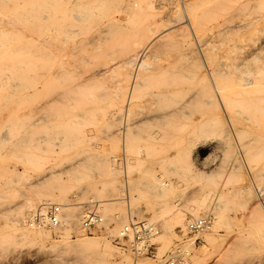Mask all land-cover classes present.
<instances>
[{"label": "rangeland", "instance_id": "1", "mask_svg": "<svg viewBox=\"0 0 264 264\" xmlns=\"http://www.w3.org/2000/svg\"><path fill=\"white\" fill-rule=\"evenodd\" d=\"M9 9L20 13H17L18 20L15 22H0V26H9L15 31L12 36L0 34V41L8 42L6 47L0 46V66L3 59L12 56L28 61H24L25 69L18 71L24 86L15 88L17 90L12 99H6L9 92L0 88V209L5 203L13 202L14 209H17L15 212L21 209L23 218L32 215L36 211L35 206L46 197L39 192L46 184L35 182L37 176L45 174L43 177L48 181V170L60 168L70 156L87 149L82 154L85 163L90 165L100 157L105 158L117 181L107 188L103 184L107 177L94 167L91 179L82 180L71 189L70 202L77 203L75 206L80 212L84 213L85 205L91 198L106 203L101 211L107 220L106 227L88 231L90 235H104L115 245L131 251L132 264L139 257L162 264L169 254L174 253L180 254L186 261L183 264H192L193 256L199 251L197 249L207 244L205 233L191 240L193 234L182 230L183 227L173 222L171 216L160 214L159 200L148 192V173L144 175L132 166L140 158L149 170L163 175L159 161L174 157L178 151L179 133L185 129L184 136L193 143L214 138L224 146L230 144L233 151L226 166L229 170L235 162L240 164L245 184L253 191L251 200H245L231 190L228 194L225 190L226 195L221 198V193L204 179L208 172L215 171L222 161L220 158L210 169L199 163L194 166L199 175L196 178L180 180L177 175L170 174L168 180L174 186L169 189L172 196H167V200L175 212L185 214L186 221L192 220V215L185 210L194 206L200 195H209L205 205L201 206L202 211H214L215 203H220L221 221L214 230L216 239L208 245L209 254L201 264H264V233L254 226L252 218L254 213L264 214V134L258 133L256 128L241 127L236 122L230 128L229 136L215 135L210 129L201 134L200 122L211 114L210 107L201 101L202 97L210 94L208 83L200 72L203 68H192L193 77L189 84L176 82L172 63L170 67L151 73L130 111L117 123L118 148L113 149L110 145L115 129L112 90L122 70L120 64L142 49L149 33L158 31L151 53L154 61L186 63L205 59L212 62L213 70H217L220 69V62L245 57L257 45L258 35H254V31L264 26V0H0V11ZM76 11L78 14L84 12V21L74 18ZM24 18L28 20L24 21ZM45 26L83 28L76 39L77 52L72 58L73 72L69 79L73 99L71 107L41 105V99L47 94L45 72L33 71L32 67L39 65L40 59H45V56L37 58L28 53L47 47ZM12 49L19 54H10ZM254 57L263 58L264 48ZM42 63L45 65L46 60ZM208 77L210 80L211 77ZM89 92H92L91 96ZM184 96L189 101L180 110L178 107ZM177 110L181 111L180 117ZM76 116L79 122L72 120ZM29 117L37 123L28 131L29 147L25 149L21 141V145L13 150V144L18 140L17 133L24 135L26 129L23 124L19 126L16 120ZM38 118H41L40 123ZM6 129L7 134L12 136L8 141L2 136ZM85 130L91 133L88 140H84ZM243 130L248 133H243ZM152 147L158 149L157 154L152 155ZM34 152L40 156L29 158L28 154ZM262 152L263 157L258 158ZM4 162L9 169L10 166L16 167L15 172H8L2 166ZM227 173L226 167L223 168L224 180ZM11 176L17 180L16 187L7 191L3 184ZM89 183L96 189L102 186L103 191L98 194L93 188H87ZM228 187L233 189L231 185ZM141 220H148L154 230L150 239L143 243L144 254L139 256L127 237L124 240L117 238L124 226L132 228V223ZM168 226H171L175 236L166 245L163 236ZM4 229H0V244L3 238L14 233L6 222ZM66 231L64 225L58 229L51 227V235L56 240L66 235L71 240L76 239L74 231L69 234ZM190 241H194V248L188 246ZM50 243L21 242L17 249L23 253L30 252L29 264H58L56 251ZM75 251L71 248L61 252L64 258L71 257L70 262H73V256L78 254Z\"/></svg>", "mask_w": 264, "mask_h": 264}, {"label": "bare ground", "instance_id": "2", "mask_svg": "<svg viewBox=\"0 0 264 264\" xmlns=\"http://www.w3.org/2000/svg\"><path fill=\"white\" fill-rule=\"evenodd\" d=\"M17 13L20 12L15 10L12 11L11 9L1 10L0 22H15L18 20ZM21 13L24 15L27 14L26 12ZM83 13L84 12L78 14L77 11L74 12V18L84 21L85 18ZM23 20L27 21L28 18H24ZM82 29V26H45L47 47L39 52L29 51L28 54L36 56L37 58H44L45 56V59H40L41 62L39 65L32 67L33 71L45 72L47 94L41 99L42 106H72L73 99L71 98L69 79L73 72L72 58L77 52L76 39ZM157 32L156 30L153 31L152 34L149 33L148 39L142 46V49L124 59L120 64L122 70L120 76L115 80L112 90L111 102L112 106L115 107L112 119L115 124V129L112 131L111 135V148H118L119 138L117 135H119V129L116 128L117 123L123 118L126 112L128 113L130 111L129 109H131L132 104H134L137 94L142 90L145 80L151 76V73L170 67L171 63V69L175 70L173 77L176 82H182L184 84L190 83V79L193 77L191 74L192 68H203L200 72L208 83L207 86L210 94L207 97H202L201 101L210 107L211 114L209 118L200 122L201 134H204L207 129H210L215 135L229 136L231 134L230 128L235 126V122L241 125V127L256 128L258 133H261V135L264 134V57H254L259 50L264 48V26H259L254 31V35H258L257 43H255L257 47L254 45L245 57L237 58L232 61L224 60L220 62V69L217 70H213L212 62L205 59L199 62L188 61L186 63L183 61L173 63L174 61L172 60L154 61L151 53L154 49L153 45L155 40L158 37ZM0 34L12 36L15 34V31L9 29V26H0ZM7 44L8 42H6V40L0 41V46L3 48L6 47ZM4 53L9 54L7 51H4ZM10 54L17 55L19 52H14V49H12ZM36 60L38 61L39 59ZM43 60H46L45 65L42 63ZM24 61L27 62L28 60L22 61L14 56L3 59V64L0 66V70L2 71L0 75V88L9 92V94L5 96L6 99H12V96L17 90L15 88L24 86V82H21L19 79L21 75H18V71L26 67ZM180 62L181 64H179ZM208 76L211 77L210 80ZM220 79L221 83L219 82ZM29 88H33V86ZM91 94L92 92H89V96H91ZM187 99L188 98L184 96L178 109L181 110L184 108L183 105L189 101V99ZM180 110H177L178 117L181 116ZM76 118L77 116L72 120L79 122ZM40 120L41 118L37 119L39 123ZM16 121L19 126L21 124L25 125L26 129L24 135H20L21 138L19 133H17L18 140L15 143L13 142L12 149H17L21 145V141L23 147L27 149L29 147L27 145L29 143L28 137L30 136L28 131L31 126L37 125V123L32 121L30 117L24 118L23 120L18 119ZM243 133H248V131L243 130ZM179 134L177 153L174 157L171 156L159 161L164 170L163 175H157L153 169L149 170V168L146 167V162L140 158H138L136 163L132 166L137 168L140 173H148V192L159 200L162 209L160 214L171 216L172 221L183 227L182 230H188V233H190L192 224L200 220L205 222L204 228L200 232L194 233V237L191 239L194 240L195 236H203L205 233V241L207 244L197 249L199 251L193 256L192 262V264H201L204 257L209 254L210 249L208 245H212L216 239L214 230L221 221V218H219V213L221 211L218 207L220 203L219 201L215 203L216 207L214 211H202L201 206L205 205V200L208 199L209 195H200L196 200L197 203L194 206H189L188 209L185 210L192 215V220L189 222L188 220L186 221L185 214L175 212L173 206H171L167 200V196H172V190L169 189L174 186L168 180L170 174L177 175L180 180L196 178L199 177V175L197 171H194V166H197L199 163L208 166L210 169L212 165L217 164V158H220L222 161L218 163L216 169L214 168L215 171L208 172L204 178L210 186H213L221 193L220 197H225L226 193L228 194L231 190V192L236 193L241 198L251 200L253 191L251 186L245 184L243 167L240 164L235 162L233 167L229 170L226 166L230 159V154L233 151L230 144L224 146L221 141L214 138L208 139L206 142L198 141L197 143H193L192 140L190 141L189 138L184 136L185 129ZM90 135L91 133L85 130L84 140H88ZM2 136L6 138V141L12 138L11 135L7 134V129L3 131ZM183 136L184 140H182ZM13 137L15 138V135ZM86 150L87 149L79 150L75 156H70L67 161L63 162L64 165L60 168L48 170L46 173L48 181L43 177L45 174L37 176L35 182L40 185L46 184V186L39 191L41 196L46 197L41 199L42 202L35 206L36 211H34L32 215L30 214L31 216L29 215L25 219L20 214L21 209L15 212L17 209H14L13 202L3 205V208L0 209V229L5 230L4 224L6 222L14 233L2 239L0 244V264H29L30 252L23 253L20 249H17L21 242H41L42 245H45L47 241L51 242L50 246L54 247V251H56V262L58 264H85V262H91L92 264H98L99 262H103V264L133 263L131 251L128 252L115 245L104 235H90L91 233L88 232L84 225L85 217L90 210L89 205L91 201H97L98 211L102 216L103 214L101 211L103 207L106 206V203L104 204L102 200L91 198V201L85 205V211L83 213L75 206L77 203L70 202L69 193L71 189L77 186L82 180L91 179V169L94 167L97 168L99 170L98 172L103 176L107 177L103 181L104 186L110 188L117 183L115 175L109 169V162L105 160V158L100 157L96 162L93 161L90 165L85 163V156L82 154ZM152 150V155L155 153L157 154V148L152 147ZM55 154L57 153L55 152ZM39 156L40 154L35 152L28 154L29 158H37ZM262 157L263 152L260 153L258 158ZM122 162L126 163V160H122ZM2 166H5L4 168H6V170L8 169L10 173L15 172L16 167L10 166L9 169L8 164L5 162ZM225 167L228 172L226 180H224V176L222 175L223 168ZM15 182H17L16 178L11 176L3 185L7 191H12L16 187ZM89 184L90 186H87V188H93L97 191L96 193L100 194L103 191L102 186L96 189L91 183ZM229 185H231L233 189L228 187ZM46 190H48V192H46ZM30 201L31 203L33 202L31 199ZM131 214L134 215L133 211H131ZM54 216H56L58 220L56 223L52 221ZM252 218L254 226L260 230L261 233H264V214L257 212L253 214ZM143 222L150 224L148 220H143ZM106 224L107 220L104 217L103 224L97 228V230L104 229ZM61 225L66 227L67 234H69L70 231H74L76 233V239L71 240L68 235L61 240L54 239L51 235V227L55 226L58 229L61 228ZM170 227L171 226L167 227V231L163 236L166 245H169L175 236ZM127 229L130 230L128 231L130 234L127 232ZM123 230H119L120 237H118L117 240H124V237H127V239L131 241L137 254L139 256L144 254L145 248H142L143 242L135 238L134 230L129 226H124ZM158 232L160 233V229ZM193 242L194 241H190L188 246L194 248L195 245ZM71 248H74V250H76L75 252H78L77 255L75 254L73 256V262H70L71 257L64 258L63 252H61L63 249ZM171 255L172 254H169L167 257L169 258ZM167 257L163 263L167 261ZM185 262L186 261L182 258V261L180 259L178 264H183ZM135 264L154 263L144 257H139V259L135 260Z\"/></svg>", "mask_w": 264, "mask_h": 264}, {"label": "built area", "instance_id": "3", "mask_svg": "<svg viewBox=\"0 0 264 264\" xmlns=\"http://www.w3.org/2000/svg\"><path fill=\"white\" fill-rule=\"evenodd\" d=\"M89 207L90 210L85 217L84 225L88 231H92L99 228L103 224L104 217L98 211L97 201H91ZM52 221L55 223L58 221L56 216L52 218ZM204 226L205 222L200 220L199 222L192 224L190 233L194 234L196 232H200ZM132 229L134 230L135 238L138 241L145 243L151 236L154 226L143 221H136L132 224ZM180 259L182 261L181 255L174 253L163 264H178Z\"/></svg>", "mask_w": 264, "mask_h": 264}]
</instances>
